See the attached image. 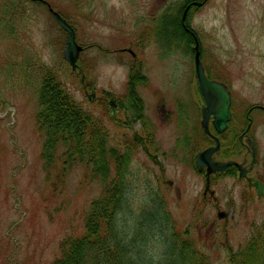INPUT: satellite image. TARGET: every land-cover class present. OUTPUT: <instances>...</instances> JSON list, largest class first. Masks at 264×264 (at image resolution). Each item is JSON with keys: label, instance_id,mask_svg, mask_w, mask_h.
I'll return each mask as SVG.
<instances>
[{"label": "rangeland", "instance_id": "1", "mask_svg": "<svg viewBox=\"0 0 264 264\" xmlns=\"http://www.w3.org/2000/svg\"><path fill=\"white\" fill-rule=\"evenodd\" d=\"M36 1L29 0L26 9L22 5L20 13L10 10L0 15V264H51L59 256L63 238L83 233L84 216L100 193L84 165L68 163L64 172L61 160L48 168L40 157L43 137L35 121L40 67L53 71L79 107L95 117H103L100 99L105 94L124 107L127 93H138L144 117L142 123L130 126L142 135L152 134L151 153L158 154L159 166L150 163L140 148L134 152L131 173L138 184L127 193L124 206L128 211L118 214L119 226L125 222L143 226L146 219L151 226L149 206L165 208L169 233L177 230L188 237L212 264H230L231 253L264 220V199L245 210L241 199L245 183L235 177L216 180L212 189L219 209H231V222L224 230L216 210L195 206L202 181L193 168L192 150L183 152L186 145H179L192 129L199 133L203 102L197 94L193 56L183 45L163 53L151 36L153 19L183 0H45L67 19L82 48L76 74L62 59L67 35L47 7ZM8 3L0 0V10ZM187 26L198 38L205 74L221 81L230 93L229 130L239 124L245 129L248 116V134L261 160L264 0H207L198 10L191 8ZM138 68L144 75L142 84L136 76L131 78ZM87 89V94L95 91L92 101L97 102H88ZM125 117L121 121L128 124ZM105 122L115 138V130ZM228 132L223 139H229ZM116 133L118 138L120 133ZM129 133L122 134L128 139ZM109 144L114 145L113 138ZM262 169L259 173L264 175ZM143 209L151 211L143 214Z\"/></svg>", "mask_w": 264, "mask_h": 264}, {"label": "trees", "instance_id": "2", "mask_svg": "<svg viewBox=\"0 0 264 264\" xmlns=\"http://www.w3.org/2000/svg\"><path fill=\"white\" fill-rule=\"evenodd\" d=\"M8 1L0 13L3 17L10 14V10L20 13L22 5L26 9L29 0ZM189 1L170 5L152 21L153 33L168 49L189 42L180 26L181 4ZM38 70L35 121L43 137L42 161L49 168L61 160L64 172L67 171L65 165L78 162L84 165L88 179L100 185L99 195L91 201L84 216L83 233L63 238L53 264H212L188 237L169 234L165 226H118L117 216L121 206L126 204L125 194L138 184L130 171L133 149L127 146L124 151H118L110 147L99 120L79 107L53 71L45 67ZM204 143L201 139L199 146ZM155 213L158 216L157 211ZM154 219L150 222L157 221ZM161 220L158 221L163 222ZM148 248L162 252L154 257L148 253ZM229 263L264 264V220L254 226L246 243L231 253Z\"/></svg>", "mask_w": 264, "mask_h": 264}, {"label": "bare ground", "instance_id": "3", "mask_svg": "<svg viewBox=\"0 0 264 264\" xmlns=\"http://www.w3.org/2000/svg\"><path fill=\"white\" fill-rule=\"evenodd\" d=\"M32 1H36V0H32ZM38 1V0H37ZM36 1V2H37ZM205 4V2L204 3H202V5L200 6V7H195V9L194 10H198L199 8H201L203 5ZM0 13H1V10H0ZM61 16V15H60ZM182 16H183V13H181V15H180V26H181V28L183 29V30H185V28H186V31H190V29H188L189 27L187 26V18H186V15H185V20H184V26L185 27H183L182 25H181V18H182ZM62 17V16H61ZM63 18V17H62ZM66 22H67V20H66ZM67 24L71 27V25L67 22ZM72 28V27H71ZM72 30H73V28H72ZM74 31V30H73ZM64 32V31H63ZM65 33V32H64ZM66 35H67V33H65ZM74 35H75V33H74ZM68 36V35H67ZM193 38H194V40H193ZM193 38H189V42H188V44L187 45H183V44H180V46L181 45H183L185 48H186V51L187 52H189L190 54H192L191 56H193V63H194V59H195V55H196V53L198 52V54H199V61H200V63H201V65H202V62H201V53H200V48H199V41H198V38H197V36H193ZM67 39V38H66ZM65 42H66V40H65ZM75 42H76V40H75ZM76 44H77V42H76ZM78 45V44H77ZM79 46V45H78ZM65 47H66V44H65ZM80 47V46H79ZM65 50V49H64ZM81 50H82V48H81ZM122 51H124V50H122ZM64 52V51H63ZM81 52V51H80ZM80 52H79V54H80ZM127 52H129V51H127ZM79 56V55H78ZM62 59H63V53H62ZM64 61V60H63ZM77 61H78V58H77ZM77 61H76V65H77ZM65 62V61H64ZM66 63V65L70 68V71L72 72V73H77V67H76V69L75 70H72V68L70 67V65L67 63V62H65ZM78 66V65H77ZM203 66V65H202ZM203 69H204V67H203ZM143 74L140 72V69L138 68L137 70H136V72H134L133 74H131V78H133V77H135L137 80H142V81H144V78H143V76H142ZM195 80H196V78H195ZM210 80H212V81H214V82H217V83H219V84H223V83H221V81H219L217 78H211ZM84 81V79H83V76L81 77V82H83ZM139 84V83H138ZM140 84H142V83H140ZM129 86H130V83H129ZM38 87H39V82H38ZM38 87H37V89H38ZM196 87H197V94H198V96L201 98V100L203 101V98H202V96H201V93H200V91H199V88H198V84H197V80H196ZM37 92V91H36ZM88 93V89H87V92H86V94ZM87 97H88V102L89 103H91V102H93V101H95V102H97L98 100L97 99H95V100H93L92 101V98L93 97H95V91L93 90V89H91L90 90V94H87ZM139 96H138V93L136 92V90H133V92L131 91V92H129V94L127 93V99H126V105L124 106V107H122V105H120L119 103H118V101H117V99L116 98H114V97H112V96H109L108 94H105L104 95V98L102 97V99H100V100H102V104H101V107H102V110H101V113L103 114V117L101 118V117H95V116H93L92 114H90V113H88V112H86V111H84L86 114H88L90 117H92L93 119H96V120H99V122H100V125H101V128H102V132H104V134H105V136H106V138H107V142H108V145L110 146V147H113V148H116L118 151H124L126 148H127V146H131V148L133 149V153H132V156H131V161H130V171H131V165H132V160H133V158H134V152L136 151L137 152V148H140V146L139 145H137V144H135L134 143V141H133V139H132V136H131V133H129V135H130V138H128V139H126L125 137H124V135L122 134L123 132H128V131H121V129H120V127H119V125H118V123H120L121 122V120H122V118L123 117H125V119L129 122L128 123V125H130L131 124V122H133V123H136V124H139V123H142V116H143V109H142V106H141V104H142V102H139V98H138ZM229 99H230V105H231V97H230V93H229ZM100 103H101V101H100ZM116 108L120 111V115H119V117L118 118H115L114 120H110L109 119V115H110V113H113L114 112V110H116ZM264 110V109H263ZM181 113V115L182 116H184L185 115V112H180ZM199 113H200V121H199V133H197V132H195L193 129H192V131L190 132V135H186L182 140H181V142H180V145L182 146V145H186V146H184L181 150L184 152L185 150H192V159H191V161H192V164H193V168H194V170L196 171V173H198L197 175L201 178V181H202V185L204 186V179L201 177V175H200V173L203 171V170H198L197 169V167H196V165H195V157H196V155L197 154H199V153H201V152H203V151H205L206 149H208V148H211V147H216V143H215V141H214V139L213 138H211V135L213 136V137H215L217 140H218V142H219V146H220V139H221V136H222V133L221 134H217L215 131H214V129L212 128V124H211V120L209 121V123H208V130H209V134H206L205 132H204V129L202 128V126H201V120H202V115H201V107H200V111H199ZM232 115V114H231ZM144 117V116H143ZM105 118V119H104ZM142 118V119H141ZM108 120V122L111 124V126L113 127V129L115 130V138H114V135L112 136L111 135V133H110V131L108 130V128L106 127V122H105V120ZM248 121L247 123V126H246V130L248 131V133H249V131H250V126H251V120L248 118V116H246L245 117V121ZM231 121H232V119H231ZM231 121L229 122V127H231ZM117 123V124H116ZM238 126V125H237ZM242 126V124H239V128ZM228 127V126H227ZM238 128V127H237ZM116 131L118 132V133H120V135H119V137L118 138H116ZM200 134V135H199ZM145 135V134H144ZM146 136H148L149 138H150V140H151V142H152V147H153V141H152V134L151 133H148ZM111 138H113V141H114V145H110L109 144V141H110V139ZM204 140V144L202 145V146H205V148H201V146H199V143H200V140ZM224 140V139H223ZM219 148V147H218ZM151 149L152 148H150V151H151ZM140 150L142 151V152H144L141 148H140ZM256 151L257 152H259V150L256 148ZM216 153V152H215ZM214 153V154H215ZM144 154H145V152H144ZM146 156V155H145ZM147 158V157H146ZM262 162V165H260V167L262 168H264V151H263V154H262V158H261V160H260V163ZM263 170V169H262ZM264 171V170H263ZM223 172V171H222ZM216 173V172H215ZM218 173H221V172H218ZM132 174V173H131ZM133 176H134V174H132ZM209 175H211V174H209ZM209 175H207V172H206V176L208 177ZM263 174H260L259 173V176L264 180V175L262 176ZM139 176L142 178V180H145V176H143L141 173L139 174ZM135 177V176H134ZM243 177H244V174H243ZM136 178V177H135ZM91 182H93V181H91ZM167 184H172L171 183V181H167ZM257 185H259V186H261L262 187V189L264 190V186L263 185H261L260 183H256V189H257ZM100 186V185H99ZM150 187V186H149ZM130 190H133V189H129L127 192H126V194H125V196H127L128 194V192L130 191ZM153 189H151L150 188V191H152ZM258 192H260V191H258ZM201 193H202V191L199 193V196L201 195ZM198 196V197H199ZM216 196V195H215ZM217 197V196H216ZM218 198V197H217ZM241 199H243L245 202H244V209L245 210H247V209H250V207L254 204V203H257L259 200H257V201H255V202H250L247 198H246V193H245V188H244V190L242 191V196H241ZM264 199V198H263ZM218 200H219V198H218ZM261 200V199H260ZM147 204V203H146ZM146 204H143V205H145L146 206ZM150 205V204H149ZM151 209H152V212L150 213L151 215H150V220H155L154 218H157V221L155 222L154 221V224H151V226H168L167 225V217H166V215H165V208L163 209V211H160V209L159 208H157V207H154V205L153 206H149ZM220 207V206H219ZM126 210L128 211V207L127 206H124V205H122L121 206V209H120V212H122V213H125L126 212ZM228 210H231L230 208H228L227 209V211L226 210H220L219 208L216 210L217 212H216V218H217V220H219L218 222L220 223V225L222 226V228H223V230H224V227L225 226H227L231 221V219H230V215L228 214ZM144 211H146V212H150V211H147V209H143L142 210V213L143 214H145L146 212H144ZM157 211V214H158V216H155V212ZM202 212H204V210L202 211ZM162 216V220H163V222H159L158 220H161L160 219V217ZM144 217V216H143ZM117 220H118V218H117ZM149 220V219H148ZM161 220V221H162ZM227 221V222H226ZM226 222V223H225ZM144 224V223H143ZM118 226H119V224H118ZM123 226H140V223H138V222H135V223H128V222H125L124 223V225ZM255 226V225H254ZM169 233V232H168ZM171 233H176L177 234V230H172L171 229V232L169 233V234H171ZM157 245H159V243L157 244ZM242 247V246H241ZM195 248H196V250H198L197 249V247L195 246ZM240 248V247H239ZM238 248V249H239ZM154 251V252H157L158 253V255H160L161 254V252L162 251H159V250H157V249H151V248H148V253L149 254H153L151 251ZM199 253H201V252H199ZM202 254V253H201ZM204 255V254H203ZM206 256V255H205ZM208 257V256H207ZM57 258H55L53 261H52V263L51 264H53L54 263V261L56 260ZM210 260V259H209ZM211 261V260H210Z\"/></svg>", "mask_w": 264, "mask_h": 264}, {"label": "flooded vegetation", "instance_id": "4", "mask_svg": "<svg viewBox=\"0 0 264 264\" xmlns=\"http://www.w3.org/2000/svg\"><path fill=\"white\" fill-rule=\"evenodd\" d=\"M194 1L197 0H190L184 7V9L192 5ZM191 8H195L193 5L190 6L186 18L189 15V12ZM183 9V10H184ZM184 34L188 39L193 36H196L191 31L184 30ZM194 40V38H193ZM135 55H132V58H134ZM134 69V68H133ZM134 87V86H133ZM135 88V87H134ZM120 111L116 108L113 113H110L109 119L114 120L115 118L119 117ZM232 119V118H231ZM117 124V123H116ZM121 131H128L131 133L132 139L135 144L139 145L140 148L145 152V155L150 163H152L154 166H159L158 164V154L156 152L150 151V148H152V142L150 138L146 135H142L138 131H134L131 129V126L128 125L124 120L118 123ZM237 128V127H236ZM229 129V125L227 127V131ZM237 132L234 134L236 135L235 138H237V144L234 146V154H231L230 147H225L227 142V139L223 140V137L221 136L220 139V146L218 151L212 156L211 160L213 162H226V161H235L240 165L241 170H238L235 166L227 167L223 172L221 173H212L208 177L206 176L205 169L200 173L201 177L204 179V186L202 189V193L199 196L198 200L195 203V206L197 209L199 208H205L208 206L209 208H212L214 210H217L219 208V200L215 196V192L212 189L215 186V181L222 178H233L241 180V182L245 183V193L246 198L250 202H255L257 200L264 198V190H261L260 192L256 189V183H260L264 186V180L259 176V168H260V160L258 159V152L256 151V145L254 140L249 136L248 131L245 129L237 128L235 130ZM226 133V132H225ZM230 138V136H229ZM240 172L244 174V177H239ZM167 183V181H166ZM171 185V184H168ZM227 222V221H226ZM225 222V223H226Z\"/></svg>", "mask_w": 264, "mask_h": 264}, {"label": "water", "instance_id": "5", "mask_svg": "<svg viewBox=\"0 0 264 264\" xmlns=\"http://www.w3.org/2000/svg\"><path fill=\"white\" fill-rule=\"evenodd\" d=\"M42 3H45L43 0H40ZM206 0H204L205 2ZM203 2V3H204ZM202 3H195L196 7H200ZM188 9V8H187ZM187 9L183 12V16L181 18V25L184 26L185 15ZM52 18L56 22V24L67 33L66 39V47L63 52V60L67 62L72 70H75L77 65L76 61L81 51V47H79L75 42V35L72 28L67 24V22L55 11L51 8L48 9ZM194 76L197 80L198 88L201 93V96L204 101V105L201 107V126L204 129L206 134H209L208 123L211 120L212 128L217 134L223 133L227 128V123L231 119L229 107H230V99L229 92L225 88L223 84H219L217 82L208 80L204 74L203 66L199 61L198 52L195 55L194 59ZM211 138L214 139L216 143V147H211L206 149L205 151L199 153L195 157V165L198 170L206 169L207 175L222 172L229 166H235L238 170H241L240 165L235 162H213L211 160L212 155L218 150L219 142L218 140L211 135ZM240 177L243 176V173L240 172ZM263 190L261 186L257 185V191Z\"/></svg>", "mask_w": 264, "mask_h": 264}]
</instances>
